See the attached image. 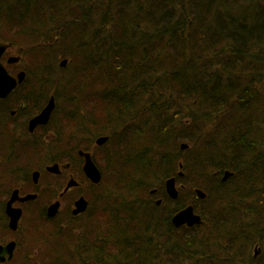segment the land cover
<instances>
[{
  "label": "trees",
  "instance_id": "trees-1",
  "mask_svg": "<svg viewBox=\"0 0 264 264\" xmlns=\"http://www.w3.org/2000/svg\"><path fill=\"white\" fill-rule=\"evenodd\" d=\"M0 42L57 102L51 149H27L92 151L108 192L42 264H264V0H0ZM188 206L203 224L174 228Z\"/></svg>",
  "mask_w": 264,
  "mask_h": 264
},
{
  "label": "flooded vegetation",
  "instance_id": "flooded-vegetation-1",
  "mask_svg": "<svg viewBox=\"0 0 264 264\" xmlns=\"http://www.w3.org/2000/svg\"><path fill=\"white\" fill-rule=\"evenodd\" d=\"M12 51L11 46L3 54L1 63L12 77L17 78L23 72L26 79V72L21 67L22 59L20 56H12ZM10 57H18L20 60L10 64L8 63ZM25 79L6 97H0V247L6 248L14 244L11 257L7 251L1 257L3 261H0V264H42L43 259L47 257L45 244L48 240L46 236L48 230L58 226H70L73 230L75 228L72 224L75 223L80 226L85 221L100 222L99 218L102 217L100 211L96 210L94 214L93 212L97 208L96 204L100 207L101 197L105 196V191H101L100 188L103 181L102 173L92 151L77 150L74 155V151L71 150L61 159H56L49 155L50 152L32 153L27 149L38 148L41 145L51 149L52 141L56 140L54 131L58 127V122L55 119L57 102L51 95L49 99L54 98L55 108L48 123L38 125L30 131V122L43 111L49 99L42 98L39 94L28 93ZM52 124L57 126L56 129L51 128ZM80 151L90 153L101 174L99 184H93L83 172L84 159L80 157ZM50 168H55V171L51 172ZM177 179L181 177L175 178L179 193L181 185ZM151 192H154L150 193L152 196L157 197L154 199L156 206H161L163 200L157 196V190ZM164 192L167 195L165 185ZM30 196L32 197L30 200H25ZM80 199L86 203L85 209L74 214L75 205ZM52 206H56V211L55 215L50 217L49 211ZM18 214L16 225L12 228L11 219ZM101 232L98 228V232L92 234V240H87V237L81 242L100 245L103 241L96 235H101ZM254 248H258L259 253L262 251L259 245ZM54 254L58 255V252L55 251ZM85 256H92L97 261L102 260L101 254Z\"/></svg>",
  "mask_w": 264,
  "mask_h": 264
},
{
  "label": "water",
  "instance_id": "water-1",
  "mask_svg": "<svg viewBox=\"0 0 264 264\" xmlns=\"http://www.w3.org/2000/svg\"><path fill=\"white\" fill-rule=\"evenodd\" d=\"M10 47L11 45L2 44L0 42V97H6L8 94H10L15 89V87L18 84H21L25 79V73L23 72L20 73L17 76V78L12 77L5 69L4 65L1 63L3 54L6 52V50L10 49ZM19 60L20 58L18 57H10V59H8V63L10 64L17 63ZM66 64H67L66 60L62 61L60 63V68H64ZM54 108H55V101H54V98L51 97L46 107L43 109V111L30 122V131H32L38 125H46L49 121L50 115L53 112ZM107 140H108L107 137H101L97 139L95 143L97 146H102L106 144ZM187 148H188L187 145L185 144L181 145V150H186ZM79 155L80 157L84 159L83 172L85 173L88 180H90L93 184H99L101 182V174L96 164L94 163L93 159L91 158L90 153L80 151ZM50 171L54 172L55 168H50ZM231 175H232L231 173L225 172L222 181L228 180V178H230ZM178 176L182 177L183 175L182 173H179ZM71 184L72 182L70 183V185ZM175 184H176L175 178L167 179L164 184L165 191L171 200H176L178 198V190ZM151 193L153 194L154 192H151ZM195 194L198 199L205 198V194L201 190H196ZM30 198L32 197L31 196L27 197L25 200H30ZM158 204L159 202H157V205ZM75 206H76V210L74 211V214L81 213L84 211L86 203L83 201V199H80L76 203ZM55 208L56 206H52L50 208V211H49L50 217H53L55 215V211H56ZM18 217H19V214L15 218L11 219L12 228L14 227V225H16V221ZM171 222L175 228H179L182 226L193 227V226H198L202 224L201 217L194 213V208L192 206H188L182 209L181 211H179L177 214H175L172 217ZM13 245L14 244H11L7 246L6 248L0 247V261L1 262L3 261L1 257L4 256V254L7 253V251L9 252L8 254L11 257V254H12L11 251L13 249ZM254 251H255L254 257H256L257 256L256 254L257 253L259 254V250L258 248H255Z\"/></svg>",
  "mask_w": 264,
  "mask_h": 264
},
{
  "label": "rangeland",
  "instance_id": "rangeland-1",
  "mask_svg": "<svg viewBox=\"0 0 264 264\" xmlns=\"http://www.w3.org/2000/svg\"><path fill=\"white\" fill-rule=\"evenodd\" d=\"M11 55H12V56H16V55H17L16 50H13L12 53H11ZM17 56H19V55H17ZM21 67H22V63H21ZM61 70L66 71L65 67L62 68ZM56 127H57V126H56L55 124H52V125H51V128H52V129H56ZM54 149H55V146H54ZM63 151H64V150H62L60 153L62 154ZM183 184H184V183L180 182V185H183ZM181 187H182V186H180L179 189H182ZM105 190H107L106 187H105ZM104 195H105V196L108 195V192H105ZM72 226H73L74 228H77V227H79V224L75 223L74 225L72 224ZM65 228H67V226H66V227H62V230H64ZM56 231H57V227H56V228H52L50 231H48V232L46 233V235H47V236L50 235V237H51V235H54V236L56 237L57 235L54 234ZM68 231H69V232H68L69 234L71 233V236H75V235H74L75 231H72V232H71V227H70V226L68 227ZM43 232H45V229H43ZM66 236H67V235H66ZM54 239H55V238H54ZM53 242H54V241H53ZM43 243H44V241H43ZM254 250H255V248H253V250H252V254H253V256L255 255V251H254ZM261 253H262V251H261L259 254L257 253V254H256L257 256L254 257V258L257 259V258L261 255ZM46 254H47V258H48V260H49L50 258H52L51 255H50L47 251H46ZM53 255H54V253H53Z\"/></svg>",
  "mask_w": 264,
  "mask_h": 264
},
{
  "label": "bare ground",
  "instance_id": "bare-ground-1",
  "mask_svg": "<svg viewBox=\"0 0 264 264\" xmlns=\"http://www.w3.org/2000/svg\"><path fill=\"white\" fill-rule=\"evenodd\" d=\"M202 220V219H201ZM202 224H203V221H202Z\"/></svg>",
  "mask_w": 264,
  "mask_h": 264
}]
</instances>
